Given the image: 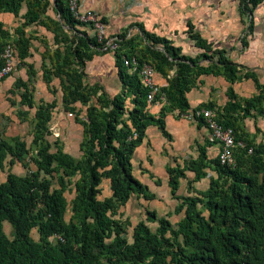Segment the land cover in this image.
Returning a JSON list of instances; mask_svg holds the SVG:
<instances>
[{"label":"trees","instance_id":"obj_1","mask_svg":"<svg viewBox=\"0 0 264 264\" xmlns=\"http://www.w3.org/2000/svg\"><path fill=\"white\" fill-rule=\"evenodd\" d=\"M262 1L239 0L244 28L232 38V45L226 38L206 39L187 20L186 42L194 50L188 54L172 38L149 31L137 21L114 34L119 38L115 50H102L90 30L79 28L81 24L72 16L67 0H0V13L17 17L26 7L21 14L23 21L13 33L0 20V67L1 55L10 45L19 60L17 68H25L27 75L26 80L18 77L14 82L16 88H23L19 103L35 108L31 139L35 152L31 161L36 167L28 168L25 156L29 147L20 136L0 135V169L10 155L11 163L18 160L27 170L24 175L8 171L0 182V264H264V141L256 142L243 127L247 117H264V82L254 69L232 58L235 50L243 51L249 45L255 27L253 12ZM50 8L54 17L47 13ZM31 24L51 31L53 41L64 43V48L51 49L46 38L27 34L25 27ZM111 36L106 33V37ZM33 39H39L44 47L41 70L47 89L53 91L51 82L56 77L65 109L74 110L77 102L86 106L85 116L75 120L83 127L79 158L59 144L51 151L46 135L56 102L41 98L35 104L37 71L27 61L32 56ZM108 52L114 54L120 82V91L112 97L98 84L84 81L86 63ZM124 57L135 58L138 68L143 63L152 65L166 79L167 84L160 87L165 100L158 113L150 112L148 88L141 82L139 71L125 65ZM210 74L230 83L227 100L223 105L208 100L193 110H214L218 123L232 127L236 141L245 146L235 148L234 164H222L217 156L208 157L207 146L214 140L206 139L198 145L197 157L183 164L166 165L170 194L180 200L174 212L182 216L174 226L154 210L146 211V221L157 223L155 230L139 220L129 242L123 223L114 217L118 209L132 194L145 199L155 197L133 174L135 149L143 143L150 125L172 139L166 129V115L176 112V118H181L189 112L186 94L202 83V75ZM247 79L253 81L255 92L241 96L233 84ZM93 96L96 103L90 102ZM196 122L198 126L205 124L202 117ZM187 170L194 172L193 181L207 177L208 170L216 176H210L208 186L197 195L178 196L180 180L186 177ZM103 179L109 181L111 193L100 199ZM71 183L75 195L68 202L64 192ZM155 183L159 185L161 180ZM4 221L11 227V237L3 229ZM33 228L38 239L30 234Z\"/></svg>","mask_w":264,"mask_h":264},{"label":"crops","instance_id":"obj_2","mask_svg":"<svg viewBox=\"0 0 264 264\" xmlns=\"http://www.w3.org/2000/svg\"><path fill=\"white\" fill-rule=\"evenodd\" d=\"M82 1H83L84 8L94 10L95 12L100 14L101 18L104 19V23L106 26V33L108 35H114L117 32H119L122 28H125L126 26H128L130 22L137 21V22L143 23L145 29L149 31L155 32L159 35H164L169 38H172L175 41L176 45L178 44L182 45V42L183 44H187L186 42L187 20H190L195 25V27L201 31L202 36L205 37L206 39L212 40L214 37L217 40H219V38L221 37L220 35L222 34L220 35L213 34V37L210 38V36H207L208 34L204 32L205 29L200 24V20L198 18L200 17L202 13L205 15L206 12H210L212 11V9L221 10V9H225L228 5H232V7L234 6L238 10V7H239V0H231V1L230 0H175V1L172 0V4L168 2L167 0H82ZM25 10H26V7L23 6L19 13V16L17 17H15L12 13H8V12L0 13V20L5 24L6 27L8 26L15 27L19 25L21 21H23L21 18V14ZM254 12L255 14H253V19H254L255 27H254L253 34L248 39L249 45L245 49H243V51L235 50L233 52L232 58L236 62H239L245 65L247 68L254 69L258 73L260 80L264 82V0L255 8ZM47 13L52 17L55 16L52 8L48 9ZM210 21H212V18L210 19ZM237 21L239 24L240 23L243 24L241 22L240 14H239V19ZM243 28H244V24H243ZM25 31L27 34H35L36 36H39V39L46 38L49 41L51 37L53 38V33L47 30L44 26L31 24L25 27ZM39 39H33L32 43L34 44L35 42H37L35 44H39L40 43ZM229 45H232V43H229ZM182 48L184 52V46ZM191 49H192V52L194 53V50L192 47ZM43 50H44V47H41L39 48L40 53L34 52V59H37V60L39 59L40 64H41V52ZM30 51L33 54L32 48H30ZM31 58L33 59L32 56L28 57L27 61L35 64ZM34 67L37 71L36 65H34ZM18 77L22 78L23 80L27 79L25 68L19 69ZM18 77H14L13 75L10 74L0 83V85L1 84L4 85L3 92L0 97V106L3 109L6 108V106L2 104V96H4L5 94L8 95L10 92H12V90H15V89H18L20 92L23 90V88L15 87L14 82L16 78ZM86 77H89L87 81L85 80ZM205 77H210V79L218 80L219 83L221 84L225 83L224 84L225 92H226L227 86L230 84L222 76H214L211 74L202 75L200 77L202 79V83H199L198 87L192 88L186 94L189 100L191 110H193V108L198 106L200 103L208 101V99L209 100L215 99L212 96H210L208 92L207 94H203L202 92V91L210 92V89H208L206 85L209 83H207V81H204V79H206ZM84 81L90 85L95 84V83L98 84L99 86L102 87L103 91L108 93V95L111 97L115 95L116 93H118L120 91V82L118 79L117 68L115 66V57H114L113 52H108V53L101 54V55H95L90 61H88L85 66ZM154 81L160 87L167 84L166 79L158 73L155 74ZM243 81H247L248 83H250L252 90L250 93L246 95H242V94H239V95L250 96L252 93L255 92L253 81L251 79H247ZM34 85H35V90L33 93L34 101H35V104H37L36 102H39V100L41 99V96L39 95V92L41 90L39 89L44 88L45 91L48 93L46 84L42 80L41 68H40V72H37L36 74ZM20 92L16 93V96L18 97L16 102L9 103V100H6L9 103V105L10 104H14L18 106L21 105L19 103ZM197 93H199L200 95ZM225 96H226V93H225ZM45 101H48V100H45ZM223 104L221 102H218L217 105H223ZM161 105L162 103L150 104L149 105L150 112L155 113V114L158 113ZM22 106H26V105H22ZM34 112H35V109H34ZM34 112L32 114L33 116H34ZM169 122L185 125L187 128H189L192 131V133L188 135V138L186 139L184 146L180 150L177 149V147L175 148V150L173 149L174 148L173 146L176 143V137L172 132L168 130L169 128L168 129L166 128V129L171 134L172 139L169 140L161 134L164 137L162 138L163 145L160 151L161 154L165 156V159L163 161L164 169L161 168V173H160L161 175H159L158 173H155V171L152 169L153 161H154V159L152 158L153 159L152 165L150 164V170H148L150 171V174L152 175V177L150 176V188H149V184L147 187L153 193H154V190H152V186H156V187L165 186V180L166 181L168 180V176L166 173V165L170 164L171 162H174V157H176L177 155H182V156H188L189 158L190 157L195 158L198 155V150H197L198 145L199 144L202 145L206 139L212 140L210 136L207 134L208 129L205 126V124L198 126L196 121L192 123V121H189L188 119L183 118V116L181 118H176V112L168 113L166 115L165 117L166 126ZM245 124L246 125H244V130L250 137L256 136L255 138L256 142L264 141V117L262 116H254L252 118L247 117ZM55 126H53L52 128L55 129ZM154 126L155 125H150L146 129V141H147V144L150 145V148H151V140L149 139V135H151L152 131H154ZM257 128L260 129L259 131L260 133L258 136L255 135L256 133L255 129ZM82 130H83V127H82ZM54 133L55 135L57 134L56 135L57 137L59 136V132L55 131ZM8 137H11V136H8ZM218 148H219V145L216 141H214V144H212L211 146H207L208 157L214 158L217 154ZM135 153H136V150H135ZM10 158L11 156L8 155L4 163V168L0 169V182L6 179L8 171L19 174V175L25 174V173L21 174L20 172H18L20 167H24L22 163L19 162L18 160H15L14 163H11ZM177 160L178 161H176L175 163L183 164L184 162V161L182 162V160L180 159H177ZM155 175H158V176L156 177ZM210 176L215 177L216 173L214 171L208 170L207 177H204L199 181H193L194 172L187 170L186 177L183 179L186 180L187 182H191L190 188L192 187L194 189H197L198 185H206L207 187ZM156 179H160V180L162 179L161 180L162 184L160 183L159 185H157L155 183ZM151 180L153 181V183L151 182ZM180 183H181V180H180ZM168 189L170 192L169 186L167 187V191ZM176 195L179 196L177 192H176ZM173 199L177 200V198H173Z\"/></svg>","mask_w":264,"mask_h":264},{"label":"rangeland","instance_id":"obj_3","mask_svg":"<svg viewBox=\"0 0 264 264\" xmlns=\"http://www.w3.org/2000/svg\"><path fill=\"white\" fill-rule=\"evenodd\" d=\"M172 4V0H167ZM175 1V0H174ZM173 1V2H174ZM231 1V0H230ZM255 14V12H253ZM212 18V21L210 19ZM200 20V24L204 27V32L207 33V36H210V38L213 37V34H222L219 39H227L231 40L232 38H236L243 29V24L238 23L239 19V12L236 9V7H232V5H228L225 9L221 10H214L210 12H206L205 15L202 13L200 17L198 18ZM239 24V25H237ZM11 33L14 32V26H8L7 27ZM250 38V37H249ZM217 40L213 37L212 40ZM47 40V39H46ZM48 41V40H47ZM37 43V42H35ZM32 44L31 48L33 50V61L34 65H36L37 72H40L41 64L40 60L34 59V52L40 53L39 48L43 47V44L40 42L39 44ZM11 44V43H10ZM13 46V44H11ZM48 45L51 49L56 48L59 46L61 49L64 48V43L62 42H54L53 38L48 41ZM184 46V52L188 54H192V49L188 44H183ZM239 58V57H238ZM30 59V58H29ZM19 60H16V64L14 66V69L11 72V75L14 77H18L19 69L17 68ZM48 62V60L46 61ZM153 70V78L155 77V70L152 65H150ZM24 72V71H23ZM22 72V73H23ZM92 78V77H91ZM204 81H207L206 84L209 91H202L203 94H210L215 99L213 100L216 104L218 102H221L222 104L227 99L225 96V90H224V84L219 83L218 80L210 79V77H205ZM89 77H86L85 80L87 81ZM3 86L0 85V97L3 92ZM227 86V85H226ZM51 88L52 92L48 90V93L45 91V89H39L41 90L39 92V95L42 99L52 101L55 100L56 107L52 111L51 119L48 123L49 133L46 135L47 140L51 143V151H54L56 149V144H59L62 146L63 150L70 153L71 155L75 157H80L82 152L79 150V144L82 140V126L77 123L75 120L76 118L84 117L86 112V106L82 105L81 103L77 102L75 103V109L74 110H67L61 103V90L59 85V79L54 77L51 82ZM234 90L238 92V94L246 95L251 92L252 87L251 84L247 81H241L236 82L233 84ZM101 91V90H100ZM20 91L18 89L12 90L8 95L5 94L2 96V104L6 106V108L0 109V135L3 137H8L12 135H18L20 136L29 147V153L25 156V162L28 164L29 169H35V165L31 161V156H33L35 150L34 147L31 146V138H32V131H33V112L34 107L29 108L22 105H14L10 104V102H16L18 97L16 96V93H19ZM197 92V91H195ZM108 94V93H107ZM199 94V93H197ZM38 95V96H39ZM200 95V94H199ZM9 96V97H8ZM37 96V98H38ZM9 100V103L6 101ZM209 100V99H208ZM91 103H96V97L93 96L91 98ZM38 103V102H36ZM163 104V101L160 102ZM29 108V109H28ZM26 110L27 113L25 115H22L20 112ZM69 112L72 113V115H69ZM251 118L253 117L250 116ZM184 118V117H183ZM186 119V118H185ZM195 122L194 120H189ZM246 118L243 121V124H245ZM57 125V126H55ZM243 125V127H244ZM55 126V129H52V127ZM168 126V127H167ZM166 128L172 132L176 137V143L173 146L174 150L177 147V149H181L186 139L188 138V135L192 133V131L187 128L185 125L178 124V123H171L169 122L167 124ZM55 131L59 132V136L57 137L55 135ZM260 129H255V135H259ZM241 132V130H239ZM150 134V132H149ZM207 134L210 136V132L207 131ZM254 139L256 136H253ZM162 138H164L158 128L154 126V131H152L151 135H149V139L151 140V148L150 145L147 144L146 138L144 139L143 143L136 147V153L132 160L133 163V174L145 185L150 188V176L148 174V170H150V164L153 166L152 169L155 171V173H158L161 175V168L164 169V159L165 156L161 154V148L163 145ZM256 141V139H255ZM151 150V151H150ZM151 152V154H150ZM152 156V157H151ZM153 158V159H152ZM188 156H182L177 155L174 157V162H171V165H174L177 159L182 160V162L186 159H188ZM7 166V165H6ZM21 174L26 173V168L20 167L19 171ZM156 177L158 175H155ZM78 176L72 178V182L77 178ZM162 180V179H161ZM153 183V181L151 180ZM52 183L54 187H57L58 184L56 182V178L52 177ZM162 184V183H161ZM100 193L98 195V198L102 199L108 195H110L111 191L109 188V181L107 179H103L102 183L100 184ZM167 181L165 180V186H152V190H154L155 198L145 199L142 196H137L136 194H132L131 197L128 199V201L120 206L118 209V213L114 216L115 218L121 220V222L124 225L125 229V237L129 242L132 241V233H133V227L136 225V223L139 220L146 221V211L154 210L158 216H165L167 217L172 224H176V222L181 218L182 214H176L174 212V207L176 204L180 202V200L173 199L170 196L169 189L167 191ZM206 187V185H198L197 189L190 188L189 182H187L184 179H181L180 187L177 190V194L179 196L183 195H197V192L199 190H202ZM68 188L64 195L68 202L74 197L75 191L73 187V183L69 184ZM68 205V209H69ZM70 216V211H67L65 218L68 219ZM147 225L151 228L152 231L155 230L157 223L156 222H147ZM3 229L5 233L11 237V227L8 222H3ZM31 236L34 239H38V233L35 228H33L30 232Z\"/></svg>","mask_w":264,"mask_h":264},{"label":"built area","instance_id":"obj_4","mask_svg":"<svg viewBox=\"0 0 264 264\" xmlns=\"http://www.w3.org/2000/svg\"><path fill=\"white\" fill-rule=\"evenodd\" d=\"M69 10L72 16L84 27L90 30L91 35H94L97 41L101 44V49H109L111 51L118 47L119 38L117 35L106 37V26L101 20L100 14L91 9H86L83 6L82 0H67ZM3 65L0 67V83L4 76L10 74L16 64V57L13 54V48L7 45L2 53ZM125 65L131 66V71L138 70L141 82L148 88L147 102L152 104L156 95L159 99L155 100L160 103L165 100L164 94L161 93L160 86L154 81L153 70L150 64L143 63L138 68V63L135 58L129 59L124 57ZM69 115H72L69 112ZM188 120L196 121L202 117L205 121V126L210 132V138L216 141L219 145L216 156L222 164L232 165L235 162L234 150L237 146H245L242 141H236L234 130L232 127L223 126L216 120V113L209 108L191 110L182 114ZM53 129V128H52ZM57 135V134H56ZM248 152H252V148H248Z\"/></svg>","mask_w":264,"mask_h":264}]
</instances>
